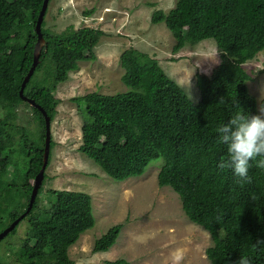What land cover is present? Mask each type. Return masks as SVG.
<instances>
[{
  "label": "trees",
  "instance_id": "1",
  "mask_svg": "<svg viewBox=\"0 0 264 264\" xmlns=\"http://www.w3.org/2000/svg\"><path fill=\"white\" fill-rule=\"evenodd\" d=\"M42 2L0 0V231L27 208L42 164L44 117L19 96L33 60ZM151 22H164L175 40L173 52L205 39L215 41L219 63L208 75L196 74L200 99L192 101L153 56L128 47L119 56L126 90L72 98L84 114L78 151L116 181L140 176L152 160L163 158L158 183L177 192L188 219L209 233L212 245L205 256L210 264H236L242 256L251 264H264V243L256 244L264 241V168L256 167L264 157L249 161L251 182L231 168L221 169L218 165L229 154L217 132L237 114L258 115L264 104V96L258 103L249 92L252 77L243 67L264 52V0H176L167 13L155 10ZM44 25L43 19L45 43L39 63L23 94L52 120L60 102L57 85L78 69L79 62L96 59L94 47L104 33L89 26L54 32ZM19 105L30 110L29 118L41 129L39 142L26 150L29 157L22 171L6 154L16 134L12 121ZM53 145L51 140L50 152ZM50 157L49 153L48 164ZM46 178L44 174L23 218L28 223L24 236L18 237L19 222L4 237L12 235L2 248L0 264H73L69 247L94 226L91 196L77 190H44ZM121 228L114 224L96 238L93 252L109 250ZM105 263L129 264L124 258Z\"/></svg>",
  "mask_w": 264,
  "mask_h": 264
},
{
  "label": "rangeland",
  "instance_id": "2",
  "mask_svg": "<svg viewBox=\"0 0 264 264\" xmlns=\"http://www.w3.org/2000/svg\"><path fill=\"white\" fill-rule=\"evenodd\" d=\"M176 0H50L45 14V28L54 32L68 26L94 27L104 33L94 47L96 59L81 61L68 79L57 85L60 100L50 122L54 143L50 162L45 169L44 190L83 191L91 196L94 226L69 247L73 264H106L124 258L129 264H210L205 250L212 245L209 233L187 219L178 195L160 185L157 172L163 158L152 160L140 176L122 181L110 178L85 154L78 151L82 142L84 114L72 100L75 96L97 91L114 94L126 90L121 81V52L133 47L155 57L164 72L196 102L200 91L196 74L208 75L219 63L220 54L213 39L186 45L173 52L175 40L164 22L152 23V13H167ZM90 11V12H89ZM88 12V13H86ZM252 77L249 92L259 103L264 96V52L244 63ZM30 110L19 105L13 123V144L7 149L12 165L22 171L28 159L26 150L39 142L41 129L29 118ZM30 115V114H29ZM258 115L260 112L258 111ZM20 143V145H18ZM122 224L115 243L104 252H93V242L114 224ZM28 223L22 219L18 237L24 236ZM12 237V235H10ZM8 236L0 241L1 251ZM16 264V263H14Z\"/></svg>",
  "mask_w": 264,
  "mask_h": 264
},
{
  "label": "clouds",
  "instance_id": "3",
  "mask_svg": "<svg viewBox=\"0 0 264 264\" xmlns=\"http://www.w3.org/2000/svg\"><path fill=\"white\" fill-rule=\"evenodd\" d=\"M258 111L260 115H253L251 117L237 114L235 117L230 118L226 124H223L217 129V132L220 134V142L227 145V152L229 154L228 158L226 160L222 159L218 166L221 169L231 168L236 176L245 178L248 182H251L248 178L249 161L258 156L264 157V118H262L264 117V104L259 106ZM256 167L264 168V159H260ZM175 193L177 194V192ZM253 199H255L254 196ZM261 243H264V241H257L256 244ZM236 264H251V262L247 257L242 256Z\"/></svg>",
  "mask_w": 264,
  "mask_h": 264
},
{
  "label": "water",
  "instance_id": "4",
  "mask_svg": "<svg viewBox=\"0 0 264 264\" xmlns=\"http://www.w3.org/2000/svg\"><path fill=\"white\" fill-rule=\"evenodd\" d=\"M48 3H49V0H43L41 8L39 10V13L37 15V18L35 21V33H36L37 38H36V42H35L34 50H33V60H32L31 66H30L28 72L26 73V75L24 76V78L21 82V86L19 88V96L24 101H26L30 106L37 108L42 113V115L44 117L45 131H44V149H43L42 164H41L39 171L37 172V174L35 175V177L33 179V188H32L31 194H30V198H29L27 208L25 209V211L21 215H19L15 220H13L7 227H5L2 231H0V240L3 239L10 231H12L15 228V226L25 217V215L29 213V211L33 205V202L35 200L38 188L40 187V185L43 182L45 169L48 165V159H49V153H50V143L52 140L51 139L50 122L52 120L42 106H40L38 103H36L34 99L29 98L23 94L26 83L28 82L29 78L31 77L36 66L39 63L40 50H41L42 45L45 43V39L43 37L41 25H42V21H43L44 16H45V12H46L47 7H48Z\"/></svg>",
  "mask_w": 264,
  "mask_h": 264
}]
</instances>
